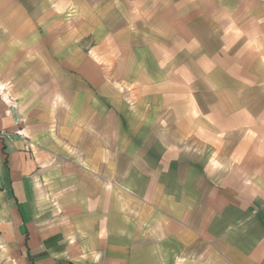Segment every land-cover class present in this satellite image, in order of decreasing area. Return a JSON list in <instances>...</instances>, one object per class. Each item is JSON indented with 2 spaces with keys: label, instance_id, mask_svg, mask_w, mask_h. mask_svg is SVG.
Here are the masks:
<instances>
[{
  "label": "crops",
  "instance_id": "obj_1",
  "mask_svg": "<svg viewBox=\"0 0 264 264\" xmlns=\"http://www.w3.org/2000/svg\"><path fill=\"white\" fill-rule=\"evenodd\" d=\"M59 13L83 16L64 39ZM0 16L23 17L0 225L27 264H264V0H0ZM236 127L257 131L259 195L203 203L202 131L210 159H250Z\"/></svg>",
  "mask_w": 264,
  "mask_h": 264
},
{
  "label": "rangeland",
  "instance_id": "obj_2",
  "mask_svg": "<svg viewBox=\"0 0 264 264\" xmlns=\"http://www.w3.org/2000/svg\"><path fill=\"white\" fill-rule=\"evenodd\" d=\"M47 20V23H52L55 25L56 29L65 28L63 29V32L58 33L60 38L62 39L63 36L66 35L65 30H73L76 31L80 29L81 25L75 24L73 20L77 19H82V15H77V14H67V13H59L58 15L54 16H45L44 17ZM13 29L12 31L5 32L0 31V33L4 36L7 35L8 38L4 39L3 42H0V73H4L7 77L4 79L0 78V97L12 100L13 102H17V92L18 90H23L21 88V84L23 85V80L19 82L18 76L20 74H24L25 71V65L19 63L21 61V57L19 55V49L17 48L18 46V33L20 29V24L23 21V17H13ZM5 18L0 16V30L3 27ZM58 25V26H57ZM61 28H60V27ZM4 29V27H3ZM73 32H71V35ZM64 39V38H63ZM28 52H31L30 50L26 49ZM23 51V48L21 49ZM32 69V67H31ZM26 72V71H25ZM21 76V75H20ZM21 83V84H20ZM5 94L4 96L2 94ZM253 98V97H251ZM245 129V128H244ZM209 130V128H208ZM255 133V134H254ZM234 134L237 135L236 140H239V138L242 135L249 136L250 138L254 139L253 141H250V144L247 146V150L252 154L250 159H234V160H220V159H210L211 153L210 149H213V146L211 143L209 144L210 140V134L206 133L204 130L202 131V138H203V145L201 151V155L203 157V163L205 165H201L202 167V172H201V177L203 180L202 187H201V194L203 196V203L206 201V196L205 194L212 193L210 195V203H214V197L216 194L218 196L221 195H227V198H229V195H233L235 197V201H242L240 199V192L242 191L241 189H248L254 188L253 193H249V199L253 200L254 198H257L259 195V192L257 193V188H258V182H257V176L251 175L252 172L249 171H258L259 166H258V160L256 158L252 157L254 156V152H257V143L258 138H256L257 131L255 128H246L245 131L243 132V129L236 127L234 129ZM255 136V137H254ZM1 141V140H0ZM252 142V143H251ZM254 142V143H253ZM262 143H264V139H262ZM237 144V143H235ZM183 152L185 151L186 153H192L193 149L192 147L189 148L185 147V149L182 146ZM184 152V153H185ZM0 158H1V150H0ZM256 159V160H255ZM261 161H264L261 159ZM187 164H190L189 161H187ZM199 166V165H198ZM263 167V166H262ZM208 168L209 170H207ZM244 168V171H242ZM252 168V170H251ZM226 169H232L233 171H225ZM256 174V172H254ZM159 196L162 199H168L170 197H167V193H162L157 192ZM255 195V196H254ZM171 196V195H170ZM248 196V195H247ZM171 198H173L171 196ZM209 199V198H208ZM248 199V198H247ZM248 199V200H249ZM250 203H253L250 201ZM221 206H224L227 204L226 201L221 202ZM253 213V216H257L259 214V210L262 211L261 208L258 206H250ZM216 209H218V205L216 206ZM223 209V207H222ZM153 212L154 216H158L156 213H161L165 217L169 218V211L171 212L172 209L169 208H152L151 209ZM188 210V209H187ZM202 210L205 212H209L211 215L210 217L213 218L215 215L218 218H222L221 214L219 212L215 211V208L210 207H203ZM167 213V214H166ZM237 228V227H234ZM225 232L220 233L218 237L221 236V238H225ZM7 235V234H6ZM213 242L215 241V237L211 239ZM211 240L210 243H208V247L212 246L211 245ZM207 245H204L203 247H206ZM213 247V246H212ZM193 261V257H181L179 259V264H185V263H191ZM209 259L206 257H201V264H208ZM0 264H27L25 260L18 254L17 248H15V244L9 243L7 239L3 237L1 225H0Z\"/></svg>",
  "mask_w": 264,
  "mask_h": 264
}]
</instances>
